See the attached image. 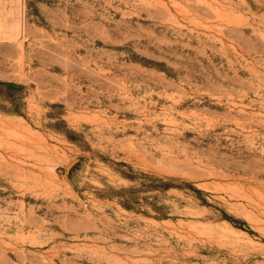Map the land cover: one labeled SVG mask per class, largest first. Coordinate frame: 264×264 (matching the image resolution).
<instances>
[{"label": "rangeland", "instance_id": "obj_1", "mask_svg": "<svg viewBox=\"0 0 264 264\" xmlns=\"http://www.w3.org/2000/svg\"><path fill=\"white\" fill-rule=\"evenodd\" d=\"M0 264H264V0H0Z\"/></svg>", "mask_w": 264, "mask_h": 264}, {"label": "trees", "instance_id": "obj_2", "mask_svg": "<svg viewBox=\"0 0 264 264\" xmlns=\"http://www.w3.org/2000/svg\"><path fill=\"white\" fill-rule=\"evenodd\" d=\"M142 186L144 187V189L155 188V187L166 189L170 187V185L166 182H162V184L159 186H153L151 183L142 184ZM138 192H139V189H136V188H131V189L120 191L118 194V197L122 199L121 204L127 209H132L133 208L132 205L138 203V199H139V197L137 196ZM159 213H160V216L162 217L165 216V214H163L162 212H159Z\"/></svg>", "mask_w": 264, "mask_h": 264}]
</instances>
